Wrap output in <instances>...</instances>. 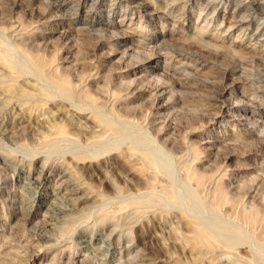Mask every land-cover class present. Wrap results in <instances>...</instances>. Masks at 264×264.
<instances>
[{
	"label": "rangeland",
	"instance_id": "rangeland-1",
	"mask_svg": "<svg viewBox=\"0 0 264 264\" xmlns=\"http://www.w3.org/2000/svg\"><path fill=\"white\" fill-rule=\"evenodd\" d=\"M90 1L75 13V0H0V264H264L260 43L245 40L238 24L201 29L197 10L174 22L161 11L125 9L121 0ZM262 5L234 18L252 17L255 28ZM216 14L218 22L227 18L223 7ZM112 32L119 43L107 37ZM200 36L217 46L197 44ZM186 47L203 61L193 64ZM176 48L195 75L177 70ZM158 50L165 58L147 59ZM34 54L48 62L43 75ZM53 76L65 77L72 93ZM222 82L232 89L213 98ZM159 83L163 91L154 89ZM144 179H153L148 188ZM188 220L216 247L208 238L193 245Z\"/></svg>",
	"mask_w": 264,
	"mask_h": 264
},
{
	"label": "bare ground",
	"instance_id": "bare-ground-1",
	"mask_svg": "<svg viewBox=\"0 0 264 264\" xmlns=\"http://www.w3.org/2000/svg\"><path fill=\"white\" fill-rule=\"evenodd\" d=\"M58 2H59V0H57ZM65 1V0H64ZM68 1L70 2V0H67V3H68ZM76 1V3H75V13H77L78 12V9H80L81 7H83V6H85V4H87V2L89 1V0H75ZM110 1V0H109ZM113 2H114V0H112ZM72 2V1H71ZM91 3L90 4H92V5H95V4H97V3H95L96 1L95 0H92V1H90ZM263 2H264V0H263ZM263 2H262V0H121V3L123 4L122 6L125 8V9H128V8H130V10H132V11H137V12H142V15H144L145 13L147 14V13H151V12H159V11H161V12H163V13H165L166 14V16H165V18H166V20H173L174 22H178V21H180L181 19H185L186 17H190V15L193 13V11L194 10H197L196 12H198V14H197V17H196V19L199 21V22H203L202 24V26H201V29H203L204 27H206L207 25H211V27L213 28H217L218 26H222V25H227V27L228 28H230V27H232L233 25H236V24H238V25H240L241 26V29L243 30V33H242V36H243V38L245 39V40H247V41H251V40H255V44L257 43H260V45H259V47H260V55L258 56V58H257V60L259 61L258 62V66L259 67H256L255 68V70H254V74H256V75H258V85H256V88H258V89H260L261 91H264V18H263V20L261 21V22H259V24L255 27V28H253V25H254V23H255V20H254V18H252V17H249L248 19H245V20H239V19H235L234 17L238 14V12H239V10H241V9H246V10H249V9H251V7H253L252 5H255V4H258V5H262L263 4ZM63 3H58V4H55L54 5V7H55V9H59V8H62L63 7ZM91 6V5H90ZM112 6V5H111ZM116 6V5H115ZM262 6H264V5H262ZM74 7V6H73ZM220 7H223L224 8V10H227V18H222L221 19V21L220 22H218L217 21V10L220 8ZM258 8V7H257ZM256 8V9H257ZM60 10V9H59ZM109 10H111V9H109ZM66 11V10H65ZM110 12V11H109ZM74 13V12H73ZM144 13V14H143ZM71 14V13H70ZM65 15V14H64ZM248 15V14H247ZM256 15V14H255ZM43 16V15H42ZM62 16V15H61ZM264 17V16H263ZM232 18H234V19H232ZM240 18V17H239ZM183 22V21H182ZM184 23V22H183ZM94 24V23H93ZM208 28V27H207ZM200 29V30H201ZM113 30V29H112ZM208 30V29H207ZM217 30V29H216ZM100 33H101V31H99ZM98 33V32H97ZM103 33V32H102ZM241 33V32H240ZM214 34V33H213ZM200 35V34H199ZM101 36V35H100ZM215 36V35H214ZM103 37V36H102ZM112 42H114L115 44L116 43H119V41H117L116 40V34L115 33H110V35L109 36H107ZM99 38V37H98ZM152 38V37H151ZM147 39V38H146ZM143 40V39H142ZM194 40H195V42L197 43V44H201V45H203V46H208V44H212V45H216L217 43H211L210 41H206V40H204L201 36L199 37V39L198 38H194ZM97 41V40H96ZM95 41V42H96ZM146 42V41H145ZM165 42V41H164ZM97 43V42H96ZM98 43H101V40L98 42ZM193 44H195V43H193ZM158 45V44H157ZM248 45V44H247ZM150 46V45H149ZM153 46V45H152ZM217 46V45H216ZM254 46V45H253ZM185 47V46H184ZM184 47H182L181 46V48H179V49H182V48H184ZM149 48V47H148ZM178 48H176L177 50H174V54H173V56L174 57H176L177 58V60L180 62V64H181V66H180V68L179 69H177V68H175V69H177V70H179L180 72L181 71H184L186 74H188L189 76H193V75H195L192 71H188V69L187 68H190V67H192V66H194L193 64V62H195V63H197V62H200V61H203V58H204V54L203 53H201V52H198V51H196L195 49H189L188 47H186V48H188L189 50H187L186 52L189 54V55H191L192 57H194V60L192 61V63L193 64H190V65H188V62L189 61H185L184 60V58H183V56L185 55V54H183V53H186V52H184L183 50H179ZM217 48H219V47H217ZM221 48V47H220ZM152 49H154V48H152ZM232 49V48H231ZM215 50H216V48H215ZM126 52V51H125ZM169 52V51H168ZM167 52V53H168ZM39 53V52H38ZM166 53V52H165ZM186 53V54H187ZM216 53V52H215ZM33 54V53H32ZM124 54V53H123ZM255 55V54H254ZM170 56V55H169ZM34 58H35V63H36V66H34V67H36L37 68V70H38V72H39V74L40 75H43L44 73H46V70H47V64H48V62H47V60H45L44 58H42V56L41 55H37V54H34V56H33ZM44 57V56H43ZM147 57V59H151V58H153V59H159L160 57L161 58H165V54L164 53H161V52H159V50L158 51H156V52H148V55L146 56ZM256 58V57H255ZM2 59V58H1ZM170 59V58H169ZM192 60V59H191ZM166 61V60H165ZM169 61V60H168ZM169 62H171V61H169ZM191 62V61H190ZM260 62H261V65H260ZM1 63V62H0ZM7 65V67L9 68V70L11 71V72H14V70L17 68L16 66H14L13 64H11V63H7L6 64ZM192 65V66H191ZM163 66H166L167 67V65H166V63H164V65ZM173 66V65H172ZM171 66V67H172ZM16 67V68H15ZM168 67H170V65L168 66ZM4 68V67H3ZM29 68V67H28ZM161 68H163V67H161ZM173 68V67H172ZM163 69H165V68H163ZM230 69V68H229ZM32 70V69H31ZM187 70V71H186ZM191 70V69H190ZM197 70V69H196ZM231 70H234V69H231ZM236 70V69H235ZM29 71V70H28ZM175 71V70H174ZM243 71V70H242ZM17 72V71H16ZM19 72V71H18ZM57 72V71H56ZM176 72H178V71H176ZM22 73V72H21ZM50 73H51V71H50ZM3 74V73H2ZM7 74V73H6ZM9 74H12V73H9ZM183 75V74H182ZM224 76H225V74H223ZM251 75V74H250ZM4 76L5 77H7V75H5L4 74ZM18 76V75H17ZM52 75H50L49 77H51ZM179 76V75H178ZM177 76V77H178ZM223 76V77H224ZM3 77V76H2ZM1 77V78H2ZM46 77V76H45ZM44 77V78H45ZM181 77H184V76H181ZM187 77V76H186ZM251 77V76H250ZM4 78V77H3ZM10 79H11V77H9ZM19 78V77H18ZM193 78V77H192ZM197 78V77H196ZM6 79H8V78H6ZM157 79H159V78H157ZM181 79V78H180ZM208 79V78H207ZM253 79V78H252ZM4 80H5V78H4ZM47 80H48V78H47ZM200 80V79H199ZM211 80V79H210ZM254 80V79H253ZM7 81V80H6ZM14 81V80H13ZM17 81V80H16ZM51 81L53 82V84H56L57 86H59L62 90H64V92H67L68 94H71L72 92H71V90H72V85L70 84V82H68V80L65 78V77H52L51 78ZM222 81V80H221ZM223 81H224V79H223ZM251 81V80H250ZM5 82V81H4ZM11 82V81H10ZM37 82V81H36ZM184 82H186V81H184ZM202 82V81H201ZM31 83V82H30ZM51 83V82H50ZM161 83V82H160ZM159 83V84H160ZM196 83V82H195ZM253 83V82H252ZM12 84V83H11ZM162 84H164V83H162ZM162 84H160L158 87H154V89H156V90H161V91H163V89L166 87V84L165 85H162ZM33 85V84H32ZM51 85V84H50ZM156 85V84H155ZM158 85V84H157ZM214 85V84H213ZM220 85V88H218L219 89V93L218 94H216L215 96H213V98H216L217 99V97L219 96H222L226 91H228L230 88H229V86L228 85H226V84H223V82L222 83H220L219 84ZM76 86V85H75ZM232 87V86H231ZM3 88V87H2ZM1 88V89H2ZM4 88H6V89H10L11 88V85H10V83H9V85H5L4 86ZM20 88V87H19ZM42 88V87H41ZM5 89V90H6ZM15 89H16V87H15ZM21 89V88H20ZM74 89V88H73ZM140 89V88H139ZM232 89V88H231ZM230 89V90H231ZM13 90H14V88H13ZM43 90V89H42ZM2 91V90H1ZM4 91V90H3ZM11 91V90H10ZM36 91V90H35ZM38 91V90H37ZM25 93V91H21V93L20 94H22V93ZM61 92H63V91H61ZM89 92V91H88ZM5 93V92H4ZM23 93V94H24ZM26 93H28V92H26ZM32 93V92H31ZM46 93H48V92H46ZM9 94H11V93H9ZM15 95H16V93H14ZM19 94V93H18ZM35 94V93H34ZM38 94V93H37ZM44 94V93H43ZM84 94H85V92H84ZM83 94V98L86 100V98L87 99H89V100H93L91 97L92 96H90L88 93H86L85 95ZM180 94V93H179ZM25 95V94H24ZM26 95H28V94H26ZM25 95V96H26ZM32 95V94H31ZM74 95V94H73ZM210 95H213V94H210ZM210 95H208L209 97H212V96H210ZM260 95V94H259ZM263 96H262V98L263 99H260V101H261V103L260 104H262L263 102H264V94H262ZM22 96V95H21ZM25 96H22V97H25ZM44 96V98H46V96H47V94H44L43 95ZM69 96V95H68ZM79 96V95H78ZM254 96V95H253ZM256 96H257V94H256ZM27 97V96H26ZM28 97H30V96H28ZM32 97H34V95L32 96ZM49 97V96H48ZM81 97V96H80ZM257 97H259V96H257ZM7 98V97H6ZM5 98V99H6ZM16 98V97H15ZM43 98V97H42ZM42 98H39V99H42ZM43 98V99H44ZM62 98V97H61ZM66 98H68V97H66ZM70 98V97H69ZM208 98V97H207ZM261 98V97H260ZM25 100H26V98H24ZM30 99V98H29ZM212 99V98H211ZM258 99V98H257ZM19 100H20V98H19ZM18 100V101H19ZM37 100V99H36ZM77 100H78V98H77ZM210 100V99H209ZM208 99H207V101H209ZM255 100V99H254ZM259 100V99H258ZM48 101V100H47ZM53 101V100H52ZM60 101V100H59ZM101 101V100H100ZM12 102V101H11ZM87 102V101H86ZM212 102V101H211ZM210 102V103H211ZM5 103H7V102H5ZM17 103V102H16ZM20 103V102H19ZM82 103V102H81ZM96 103V102H95ZM205 103V102H204ZM203 103V105H206V104H204ZM213 103V102H212ZM26 104V103H25ZM32 104V103H31ZM40 104H41V102L40 103H38V105L40 106ZM75 104V103H74ZM73 104V105H74ZM93 104V103H92ZM102 104V103H101ZM13 105V104H12ZM84 105H85V103H84ZM21 106V105H20ZM32 106V105H31ZM35 106H37V105H35ZM16 107V106H15ZM38 107V106H37ZM63 107V106H62ZM75 107V106H74ZM205 107V106H204ZM262 107V106H261ZM28 108V107H27ZM43 108V107H42ZM60 108V107H59ZM76 108V107H75ZM83 108V107H82ZM90 108V107H89ZM88 108V109H89ZM92 108V107H91ZM90 108V109H91ZM98 108H99V106H98ZM5 109V108H4ZM38 109V108H37ZM36 109V110H37ZM40 109V108H39ZM202 109V108H201ZM9 110H11V109H9ZM95 110V109H94ZM31 111V110H30ZM89 111V110H88ZM28 112V111H27ZM99 113V112H98ZM33 114V113H32ZM16 115H18V114H16ZM11 116V115H10ZM46 116V115H45ZM94 116V115H93ZM99 116V115H98ZM101 117V116H100ZM3 118V117H2ZM99 118V117H98ZM30 119V118H29ZM32 119V118H31ZM46 119H47V117H46ZM53 119V118H52ZM95 119V118H94ZM16 120V119H15ZM51 120V119H50ZM108 120V119H107ZM23 121V120H22ZM52 121V120H51ZM56 121V120H55ZM96 121V120H95ZM255 121V120H254ZM13 122V121H12ZM18 122V121H17ZM53 122H54V120H53ZM56 122H59V121H56ZM80 122V121H79ZM100 122H102V120L100 121ZM99 122V123H100ZM55 123V122H54ZM3 124V123H2ZM48 124V123H47ZM51 124V123H50ZM49 124V125H50ZM66 124V123H65ZM76 124V123H75ZM3 126V125H2ZM42 126V125H41ZM52 126H53V128H54V132H56L57 134H64L65 135V127H63V125H61V124H56L55 123V125H53L52 124ZM88 126V125H87ZM100 126V125H99ZM26 127V126H25ZM50 127H51V125H50ZM50 127H49V129H50ZM79 127V126H78ZM83 127V126H82ZM252 127V126H251ZM254 127V126H253ZM8 128V127H7ZM52 128V127H51ZM77 128V127H76ZM92 128V127H91ZM90 128V129H91ZM255 128V127H254ZM253 128V129H254ZM25 129V128H24ZM253 129H250L249 131H251L252 132V130ZM85 130V129H84ZM29 131V130H28ZM52 131V130H51ZM75 131H76V129H75ZM22 132V131H21ZM24 132V131H23ZM22 132V133H23ZM31 132V131H30ZM69 132V131H68ZM70 132H72L73 133V131L71 130ZM88 132V131H87ZM27 133V132H26ZM33 133H35V132H33ZM33 133H31V134H33ZM45 133V132H44ZM67 133V132H66ZM77 133H79V132H77ZM9 134H11V133H9ZM22 136L24 135V133L23 134H21ZM21 135H17V136H21ZM30 135V134H29ZM34 135V134H33ZM32 135V136H33ZM80 135V134H79ZM90 135H91V133H90ZM21 136V137H22ZM26 136H28V135H26ZM47 136V135H46ZM67 136V135H66ZM73 136V135H72ZM92 136H94V135H91L90 137H92ZM24 137V136H23ZM30 137V136H29ZM45 137V136H44ZM17 138V137H16ZM20 138V137H19ZM19 138H18V140H19ZM25 138V137H24ZM32 138V137H31ZM67 138V137H66ZM79 138H80V136H79ZM26 139H27V137H26ZM25 139V140H26ZM33 139V138H32ZM81 140H82V138H80ZM84 139V138H83ZM22 140V139H21ZM36 139H34V141H35ZM87 140V139H86ZM92 140V139H91ZM259 140V145H260V147L262 148V153H264V136L263 137H261V138H259L258 139ZM28 141H29V139H28ZM28 141H26V142H28ZM57 141H59V140H57ZM30 142V141H29ZM51 142V141H50ZM70 142V141H69ZM36 143V142H35ZM81 143V142H80ZM87 143V142H86ZM31 144V143H30ZM49 144V143H48ZM53 145H54V143H53ZM259 147V148H260ZM107 150H110V149H107ZM135 150V149H134ZM82 151H84V149H82ZM132 151V150H131ZM125 152V151H124ZM136 152V151H135ZM135 152H134V154H135ZM64 153V152H63ZM62 153V154H63ZM83 153V152H82ZM86 154V153H85ZM94 154V153H93ZM127 154V153H126ZM126 154H123V156L124 155H126ZM130 154V153H129ZM132 154V153H131ZM97 155V154H96ZM264 155V154H263ZM122 156V155H121ZM133 156H135V155H133ZM148 157L149 156H147L146 158L148 159ZM145 158V160L147 161V159ZM52 159V158H51ZM79 159H83V157H79ZM129 159V158H128ZM130 159H132V158H130ZM135 159H136V157H135ZM126 160V159H125ZM138 160H140V159H138ZM58 161V160H57ZM67 162V161H66ZM128 162V161H127ZM151 162V161H150ZM149 162V163H150ZM49 163V162H48ZM47 163V164H48ZM135 163V162H134ZM137 163V162H136ZM6 164V163H5ZM56 164V163H55ZM65 164V163H64ZM67 164V163H66ZM139 164H141V163H139ZM138 164V165H139ZM152 164V163H151ZM154 164V163H153ZM49 165V164H48ZM134 165H136V164H134ZM138 165L136 166V167H138ZM41 166V165H40ZM59 166V165H58ZM131 166V165H130ZM148 165H146V167H147ZM154 166V165H153ZM153 166H151V167H153ZM157 166V165H156ZM66 167V166H65ZM71 167H73V166H71ZM132 167H133V165H132ZM135 167V171H136V169H138V171L139 170H141L142 171V167L140 166V167H138V168H136ZM2 168V167H1ZM77 168V167H76ZM154 168V167H153ZM161 168V167H160ZM192 168V167H191ZM65 169V168H64ZM146 169H148V168H146ZM193 169V168H192ZM195 169V168H194ZM67 170V169H66ZM76 170V169H75ZM158 170V169H157ZM133 171V170H132ZM135 171H133V172H135ZM141 171H139V172H141ZM149 171V170H148ZM152 171V170H151ZM196 171V170H195ZM77 172H79V171H77ZM143 172V171H142ZM146 172V171H145ZM158 172H160V171H158ZM157 172V173H158ZM198 172V171H197ZM147 173V172H146ZM76 174H78V173H76ZM140 174H143V173H140ZM156 174V173H155ZM166 174V173H165ZM81 175V174H80ZM157 175V174H156ZM162 175V174H161ZM169 175V174H168ZM124 176V175H123ZM146 176V175H145ZM159 176V175H158ZM201 176V175H200ZM8 177V176H7ZM139 177V176H138ZM144 177V176H143ZM263 177H264V175H263ZM123 178V177H122ZM140 178V177H139ZM145 178V177H144ZM150 178H152V177H150ZM155 178V177H154ZM202 178V177H201ZM124 179H126V178H124ZM142 179V178H141ZM157 178H155V180H156ZM140 180V179H139ZM143 180V179H142ZM145 180V179H144ZM148 180V179H147ZM151 180V179H150ZM150 180H148V181H150ZM73 181V180H72ZM74 181H75V179H74ZM125 181V180H124ZM123 181V182H124ZM127 181V180H126ZM132 181V180H131ZM146 181V180H145ZM148 181H146L145 182V188H148V186H149V182ZM152 181H153V179H152ZM152 181H150V182H152ZM157 181H159L158 179H157ZM165 181V180H164ZM163 181V182H164ZM167 181V180H166ZM5 182V181H4ZM41 182V181H40ZM134 182H135V180H134ZM138 182V181H137ZM144 182V181H143ZM205 182V181H204ZM130 183V182H129ZM82 184V183H81ZM143 184V183H142ZM154 184V183H153ZM75 185V184H74ZM123 185H125V184H123ZM133 186H134V184H132ZM136 185V184H135ZM138 185V184H137ZM81 186V185H80ZM115 186V185H114ZM117 186V185H116ZM142 186V185H141ZM88 187V186H87ZM125 187H126V185H125ZM134 187H136V186H134ZM133 187V188H134ZM216 187V186H215ZM82 188H84V187H82ZM88 188H90V187H88ZM137 188H138V186H137ZM140 188V187H139ZM223 188V187H222ZM210 189V188H209ZM63 190V189H62ZM67 190V189H66ZM86 190V189H85ZM91 190V189H90ZM89 190V191H90ZM121 189H119V191H120ZM127 190V189H126ZM141 190H142V188H141ZM147 191H148V189H146ZM146 190H144V191H146ZM224 190V189H223ZM84 191V190H83ZM115 191H117V190H115ZM114 191V192H115ZM123 191V190H122ZM138 191V190H137ZM204 191V190H203ZM209 191V190H208ZM220 191V194H221V190H218L217 192H219ZM1 192H3V191H1ZM97 192V191H96ZM118 192V191H117ZM124 192V191H123ZM127 192V191H126ZM152 192V191H151ZM205 192V191H204ZM215 192H216V190H215ZM47 193V192H46ZM120 193V192H119ZM118 193V194H119ZM138 193H140V192H138ZM147 193H149V192H147ZM153 193V192H152ZM17 194H18V192H17ZM80 194H82V193H80ZM128 194V193H127ZM136 194V193H135ZM150 194V193H149ZM218 194V193H217ZM223 194V193H222ZM86 195H87V193H86ZM121 195V194H120ZM119 195V196H120ZM129 195V194H128ZM143 195V194H142ZM6 196V195H5ZM109 196V195H108ZM111 196V195H110ZM122 196V195H121ZM136 196H138V195H136ZM219 196V195H218ZM112 197V196H111ZM145 197V196H144ZM18 198H20V197H18ZM78 198V197H77ZM94 198V197H93ZM92 198V199H93ZM135 199H136V197H134ZM3 199V198H2ZM123 199L124 198H122V201H123ZM213 199V198H212ZM219 200H220V198H219ZM222 200H223V198H222ZM3 201V200H2ZM15 201V200H14ZM20 201V200H19ZM91 201V200H90ZM94 201V200H93ZM121 201V200H120ZM119 201V202H120ZM132 201H134V200H132ZM11 202V201H10ZM136 202V201H135ZM138 202V201H137ZM147 202V201H146ZM152 202V201H151ZM17 203H18V200H17ZM129 203V202H128ZM143 202H140L139 204H142ZM215 203V202H214ZM213 203V204H214ZM12 204V203H11ZM14 204V203H13ZM22 204V203H21ZM138 204V203H137ZM153 204V203H152ZM151 204V205H152ZM211 204H212V202H211ZM222 204V203H221ZM119 205V204H118ZM150 205V204H149ZM216 205V204H215ZM217 205H218V203H217ZM88 206V205H87ZM131 207V206H130ZM129 207V208H130ZM137 207V206H136ZM142 207V206H141ZM221 208H222V206H221ZM220 208V209H221ZM47 210V209H46ZM45 210V211H46ZM252 212V211H251ZM25 213H26V211H25ZM55 214V213H54ZM246 215V214H245ZM245 215H244V217H245ZM252 215V217H253V214H251ZM240 217V216H239ZM242 217V216H241ZM240 217V218H241ZM24 218V217H23ZM118 218V217H117ZM246 218V217H245ZM115 220V219H114ZM189 221V224L191 225V229H189V230H191L190 231V239L192 240V242H194V244L193 245H195V244H197L198 243V241H200V240H204V239H206V238H208V235L209 234H207L208 232L206 231V229L205 228H202V226L200 227V226H198V224L196 225V224H194V223H191V222H194V221H190V220H188ZM135 223V222H134ZM246 224V223H245ZM263 224V223H262ZM259 225V224H258ZM24 227V226H23ZM254 228V227H253ZM263 228V227H262ZM39 229V228H38ZM37 229V230H38ZM42 229V228H41ZM232 229V228H231ZM228 230V229H227ZM42 231V230H41ZM83 231V230H82ZM230 231V230H229ZM234 231V230H233ZM263 231V230H262ZM38 232V231H37ZM36 232V233H37ZM231 232V231H230ZM238 232L239 231H237V233L236 234H238ZM261 232V231H260ZM82 233H84V232H82ZM81 233V234H82ZM210 233V232H209ZM232 233V232H231ZM218 234V233H217ZM235 234V235H236ZM52 235V234H51ZM110 235V234H109ZM225 236H226V234H224ZM230 235V234H229ZM120 236V235H119ZM222 236H223V234H222ZM231 236V235H230ZM189 237V236H188ZM211 236L209 235V238H210ZM214 237V236H213ZM231 237H233V234H232V236ZM263 237H264V235H263ZM37 238L39 239V240H49V237L47 236V235H45V233H42V232H39V233H37ZM208 238V239H209ZM215 238V237H214ZM217 238L219 239V237L217 236ZM222 239H224L225 237H221ZM228 239H229V237H227ZM213 239V238H212ZM209 239V240H211V242H212V245L215 243V239ZM262 239V238H261ZM227 240V239H226ZM232 240V239H231ZM234 240H235V238H234ZM237 240V239H236ZM242 240V239H241ZM206 241H207V239H206ZM239 242H240V240H238ZM258 241V240H257ZM209 242V241H208ZM214 242V243H213ZM222 242V241H221ZM231 242H233V241H231ZM262 242V241H261ZM24 243V242H23ZM210 243V242H209ZM241 243V242H240ZM260 243V242H259ZM16 244V243H15ZM22 244V243H21ZM191 244V245H192ZM204 244V243H203ZM223 244V243H222ZM11 245V244H10ZM207 245V244H206ZM211 245V244H210ZM215 245H217V244H215ZM215 245H213V246H215ZM225 245V244H224ZM235 245V244H234ZM208 246H209V244H208ZM213 246H212V248H213ZM238 246V245H237ZM106 248H107V246H105ZM194 247H196V246H194ZM199 247V246H198ZM207 247V246H206ZM216 247V246H215ZM225 247V246H224ZM231 247H233L232 245H231ZM263 247V246H262ZM205 248V247H204ZM212 248H210L211 250H212ZM209 249V250H210ZM221 249V248H220ZM235 249V248H234ZM206 250V249H205ZM208 251V250H207ZM143 252V251H142ZM151 253V252H150ZM203 253V252H202ZM211 253V252H210ZM209 253V254H210ZM213 253V252H212ZM264 253V252H263ZM141 254V253H140ZM157 254V253H156ZM249 254V253H248ZM255 254V253H254ZM253 254V255H254ZM212 255V254H211ZM218 255V254H217ZM237 255V254H236ZM137 256V255H136ZM148 256V255H147ZM150 256V255H149ZM155 256V255H154ZM240 256V255H239ZM251 256V255H250ZM256 256H258V255H256ZM152 257V256H151ZM244 257V256H243ZM255 257V256H254ZM253 257V258H254ZM131 258V257H130ZM130 258H128V259H130ZM154 258V257H153ZM157 258V257H156ZM221 258V257H220ZM234 258V257H233ZM252 258V259H253ZM261 258V257H260ZM158 259V258H157ZM196 259V258H195ZM228 259V258H227ZM235 259H237V258H235ZM256 259H258V257L256 258ZM8 260H10V259H8ZM7 260V261H8ZM212 260H214V259H212ZM230 260H232V259H229V261ZM241 260V259H240ZM245 260V259H244ZM247 260V259H246ZM261 260V259H260ZM11 261V260H10ZM72 261H74V259L72 260ZM233 261V260H232ZM238 261V260H237ZM248 261H249V259H248ZM254 261H256V260H254ZM136 262V261H135ZM142 262V261H141ZM149 262V261H148ZM148 262H146V263H148ZM219 262V261H218ZM228 262V261H227ZM239 262V261H238ZM246 262V261H245ZM257 262V261H256ZM73 262H69V264H72ZM143 263V262H142ZM243 264H245L244 263V261L242 262ZM247 263H251L252 264V262H247ZM246 263V264H247ZM138 264H139V262H138ZM233 264V263H232ZM254 264H256V263H254ZM260 264V263H259Z\"/></svg>",
	"mask_w": 264,
	"mask_h": 264
}]
</instances>
